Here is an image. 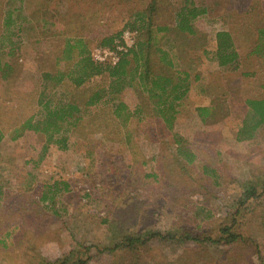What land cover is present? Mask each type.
<instances>
[{"label": "rangeland", "instance_id": "obj_1", "mask_svg": "<svg viewBox=\"0 0 264 264\" xmlns=\"http://www.w3.org/2000/svg\"><path fill=\"white\" fill-rule=\"evenodd\" d=\"M184 5L203 9L192 20L194 33L176 26ZM140 15L151 22L152 72L187 73L171 129L151 99L126 85L97 106L81 107L63 143L14 132L27 117L40 118L41 91L53 101L82 102L104 86L105 76L75 87L67 78L45 80L43 73L77 75L80 46L91 54L102 38ZM218 30L232 37L233 65L214 60ZM263 43L264 0H0V64L10 65L0 78V187L8 194L0 213V264L55 260L76 242L91 246L87 264H264V123L251 138L236 139L245 101L264 97ZM120 99L126 111L143 106L139 119L123 123L114 116L110 103ZM173 134L190 145L192 163L177 156ZM53 182L58 185L45 209L47 201H37L41 186ZM251 185L257 195L242 202ZM238 207L245 244L231 249L179 241L185 229L215 237ZM7 230L10 237L2 236ZM157 231L172 238L150 237ZM123 236L141 242L102 252Z\"/></svg>", "mask_w": 264, "mask_h": 264}, {"label": "trees", "instance_id": "obj_2", "mask_svg": "<svg viewBox=\"0 0 264 264\" xmlns=\"http://www.w3.org/2000/svg\"><path fill=\"white\" fill-rule=\"evenodd\" d=\"M188 2L191 3V0H188ZM202 11L203 9H197V7H194L193 5H184L181 7L176 14V17L177 15L179 16L178 21H176L178 30L187 33H194L195 29L192 20ZM141 15L138 20L134 21V23L130 24L128 27L135 30L137 33L134 46L127 53L123 54L115 65L94 62L91 59L90 54L87 53L85 46L81 44L83 46H80L79 48L78 53L80 57L77 60L80 62V65H76L78 67L77 75L71 77L68 72H59L57 69L54 73H43V78L45 80H51L57 84L67 78L75 87L82 86L94 76H105L106 80L104 86L95 87L82 102H77L69 97L64 100L59 98L56 101H53L52 96L50 97V95L41 91L37 99V104L41 108L40 118H35L33 115L27 117L19 123V127L15 128L14 132L18 135L20 131L27 130L32 133L44 135L47 141H59L63 143L62 135L65 131H68L70 128H75L80 121L81 107L97 106L96 104L103 98L109 100L107 97L108 94L117 95L126 85L134 86L137 93H144L147 99H151L154 104L155 114L159 116L166 128L171 129L177 112V107L187 92V73L184 71L179 72L178 74H182V76L179 77L177 73H175V75L174 73L173 75H169L152 72L150 68V60L152 59L149 54L151 37L150 32H148L150 31L151 22L148 20L149 17H147V19L145 17L144 19L141 18ZM120 32L121 31L102 38L99 41L98 46H112L113 40L120 34ZM144 34H146V37H144ZM80 42L81 41H78V43ZM64 48L68 49L69 45L67 44ZM213 56L218 65L222 67L235 64L237 51L234 48L232 37L228 31L218 30L215 33V49L213 51ZM166 62L169 65L168 59H166ZM9 70L10 65L8 63L0 64V78L2 80L6 78L4 76H6ZM132 81L134 83H132ZM65 95H68L67 92ZM106 100L104 103H108ZM110 104L112 105L114 116H122L123 123L133 117L139 119V114L143 107H141V105L139 107L136 105L132 110L126 111V105L121 99L116 103ZM245 104L248 109L236 132L237 140L251 138L253 136V131L264 123V97L261 99H247ZM105 107L108 110L106 104L102 106V108ZM208 109L209 108L207 107L201 108L203 111H208ZM126 133V138L129 139L128 131ZM3 134V130L0 128V140L3 137ZM17 135H14L13 137H16ZM173 141L176 144L175 152L177 156L182 157L181 160L186 164L192 163L195 160V154L191 150L190 145L176 134H173ZM184 166H181L182 169L185 168ZM202 168L203 172L208 173L209 176H217L215 170H211L212 168L208 169L206 166H203ZM56 185H58V183L53 182L52 184L45 183L41 186L40 196L37 201L42 203L47 201V203L43 205V208L49 209V207H51L50 203L53 200ZM244 194L245 196L242 202L257 195L255 188L252 185L244 190ZM7 195V192L2 191L0 187V213L1 211L3 212L2 209L4 208L3 205L5 204ZM242 204L243 203H240V205ZM239 207L234 212L235 214L230 217L228 223L222 224L218 227V233L215 237L209 234L197 233L194 229L193 231L185 229L178 233L179 241L181 243L187 242L194 245L211 244L216 247L226 246L231 247V249L238 243L245 244L244 236L237 230L238 221L236 217L240 214ZM169 233L170 232L161 234L157 231L151 233L150 237L155 239H164L166 237L172 238ZM2 236H9V231H4ZM0 240L3 242L4 237ZM135 242L140 243L141 240L136 237L123 236V239L119 243H116L112 247L103 248L102 252L111 253L119 248L127 246L132 247L136 244ZM75 244L76 245L67 254L62 255L60 258L47 260L39 257L34 264H87L90 259L89 249L91 246L78 242ZM98 251L101 252V250Z\"/></svg>", "mask_w": 264, "mask_h": 264}, {"label": "built area", "instance_id": "obj_3", "mask_svg": "<svg viewBox=\"0 0 264 264\" xmlns=\"http://www.w3.org/2000/svg\"><path fill=\"white\" fill-rule=\"evenodd\" d=\"M136 31L124 28L113 40L112 46H96L91 51V59L97 63L115 65L120 57L127 53L135 44Z\"/></svg>", "mask_w": 264, "mask_h": 264}]
</instances>
